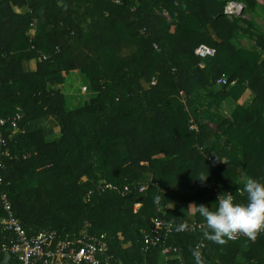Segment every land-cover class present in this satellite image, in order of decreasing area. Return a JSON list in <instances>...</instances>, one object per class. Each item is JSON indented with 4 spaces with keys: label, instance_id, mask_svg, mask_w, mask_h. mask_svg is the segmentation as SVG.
Returning <instances> with one entry per match:
<instances>
[{
    "label": "trees",
    "instance_id": "1",
    "mask_svg": "<svg viewBox=\"0 0 264 264\" xmlns=\"http://www.w3.org/2000/svg\"><path fill=\"white\" fill-rule=\"evenodd\" d=\"M229 2L243 3L245 13L229 16ZM24 6L28 12L17 11ZM260 6L257 0H0V117L13 118L21 108L25 130L10 128L8 148L0 145V154L10 152L0 197L9 192L28 232L77 234L88 222L92 234L108 233L117 264H160L162 247L147 250L144 233L163 218L174 227L166 243L177 256L172 264H264V233L219 245L206 238L204 218L188 210H211L217 196L210 183L243 204L245 181L264 182V35L244 17ZM241 34L256 37L258 47L238 45ZM201 44L216 54L197 56ZM33 59L36 70L26 69ZM73 71L86 77L93 95L69 108L57 86ZM223 77L228 84L220 86ZM248 91L255 97L246 106ZM42 117L56 119L59 140L27 128ZM102 178L121 191L99 188ZM174 184L182 203L159 212ZM126 186L131 191L122 194ZM4 217L0 205V246ZM185 221L194 226L182 230ZM6 254L0 251V264H16Z\"/></svg>",
    "mask_w": 264,
    "mask_h": 264
},
{
    "label": "built area",
    "instance_id": "2",
    "mask_svg": "<svg viewBox=\"0 0 264 264\" xmlns=\"http://www.w3.org/2000/svg\"><path fill=\"white\" fill-rule=\"evenodd\" d=\"M243 10V5L239 2H229L226 7V13L229 16H236ZM167 14V13H165ZM32 30H36V22L32 24ZM197 56L205 59L214 56L216 49L206 44H201L196 49ZM203 66V63L200 64ZM156 79L152 84H156ZM233 81L232 84H235ZM217 84L222 86L228 84V77H223L217 81ZM24 113L21 108L13 118L0 117V145L8 148L10 138L5 136V132L13 129L14 133L25 132L19 126V122L23 119ZM10 156L9 150L0 154V184L4 182L3 171L6 168L5 157ZM99 188L119 190L121 189L102 180L99 183ZM144 191V187L139 188ZM208 190L214 193L217 197L221 194L214 183H210ZM131 191V187L126 186L122 194ZM0 205L5 211V217L1 220L2 231L7 233L1 242L0 251L10 253L16 264H117L118 262L110 255V237L108 233H101L99 235L92 234L90 231V224L86 222L84 227L77 234L67 233L61 235L55 230H42L30 234L26 229L24 223L19 219L14 211L13 203L8 191H4L0 197ZM140 207V204H136ZM158 211L162 212L161 204L158 206ZM194 223L185 221L182 225V230L191 228ZM173 225L163 218H157L150 232L144 233V240L146 249L151 247H162V254L165 260L160 264H172L170 262V249L166 245L170 234L173 232ZM257 234L256 239L263 234ZM247 236L243 234H236L234 240ZM250 239V238H249ZM256 239H251L255 241ZM177 251V249H175ZM147 264V263H145Z\"/></svg>",
    "mask_w": 264,
    "mask_h": 264
},
{
    "label": "clouds",
    "instance_id": "3",
    "mask_svg": "<svg viewBox=\"0 0 264 264\" xmlns=\"http://www.w3.org/2000/svg\"><path fill=\"white\" fill-rule=\"evenodd\" d=\"M208 175L199 180L206 182ZM242 191L246 194V203L243 204L234 202L233 194L223 192L211 210L206 205L189 206L188 210L195 209L206 221L207 239L223 245L236 234L254 240L258 233L264 232V182L250 177L245 181Z\"/></svg>",
    "mask_w": 264,
    "mask_h": 264
},
{
    "label": "rangeland",
    "instance_id": "4",
    "mask_svg": "<svg viewBox=\"0 0 264 264\" xmlns=\"http://www.w3.org/2000/svg\"><path fill=\"white\" fill-rule=\"evenodd\" d=\"M257 1L261 6L256 11H252L249 12V14L244 15V17L249 19L252 18L255 24L254 30L258 32V34L261 33L262 35H264V0ZM245 10L246 6L243 7V12H241L244 14ZM236 16H240V14ZM256 40V37L251 38L250 36L241 34L240 37L237 38V44L244 47L254 48L258 47ZM58 87H60L66 94L67 105L69 108H75L83 104L93 95V91L89 86L86 77L78 71L71 72L66 78L65 82L63 84L58 85ZM209 124L211 126H214L211 123ZM51 138L55 137L53 136ZM102 180H104V178H102ZM135 207H137V205H135Z\"/></svg>",
    "mask_w": 264,
    "mask_h": 264
},
{
    "label": "crops",
    "instance_id": "5",
    "mask_svg": "<svg viewBox=\"0 0 264 264\" xmlns=\"http://www.w3.org/2000/svg\"><path fill=\"white\" fill-rule=\"evenodd\" d=\"M18 12L26 13L29 11V8L27 6H24L22 8L17 9ZM35 30H31L29 32V37H33L35 35ZM38 59H33L29 62L25 63V68L28 70H36L37 68ZM58 87V86H57ZM255 97V94L251 91H248L242 98V103L244 105H249ZM27 128L31 131L35 130H42V132L46 136L47 141H54L59 140L61 137V131L58 122L54 117H42L38 118L36 120H32L27 123ZM55 138H51V137ZM165 191L169 194L170 199L167 203H162L161 208L163 211H166L167 209H174L176 206H179L182 203V198L180 197V190L179 187L174 184L168 188L165 189ZM191 212L194 213L195 209H191ZM191 221L194 220L195 216L192 214L189 216ZM177 258V256H170L171 258ZM165 259V257H164Z\"/></svg>",
    "mask_w": 264,
    "mask_h": 264
},
{
    "label": "water",
    "instance_id": "6",
    "mask_svg": "<svg viewBox=\"0 0 264 264\" xmlns=\"http://www.w3.org/2000/svg\"><path fill=\"white\" fill-rule=\"evenodd\" d=\"M241 4H242V3H241ZM242 5H243V7H245V5H244V4H242ZM242 12H243V11H242ZM242 12L240 13V16H242V15H243V13H242ZM9 257H10V253H7V254H6V258H9Z\"/></svg>",
    "mask_w": 264,
    "mask_h": 264
}]
</instances>
